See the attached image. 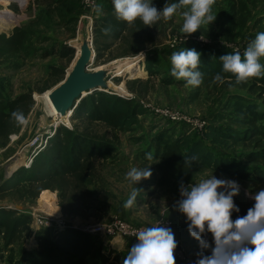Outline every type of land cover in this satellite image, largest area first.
I'll use <instances>...</instances> for the list:
<instances>
[{
    "label": "rangeland",
    "instance_id": "1",
    "mask_svg": "<svg viewBox=\"0 0 264 264\" xmlns=\"http://www.w3.org/2000/svg\"><path fill=\"white\" fill-rule=\"evenodd\" d=\"M5 1L0 0V35L8 37L15 27L26 28L28 34L20 50L13 53L0 52V100L13 99L23 92L30 91L34 102L26 115L27 124L10 134L8 142L3 147L0 146V176H4L14 159L21 155L25 162L8 173L9 176L4 178V181L16 171L18 172L22 166L27 165L30 158L45 145L46 137L52 129L54 130V127L64 125L72 128L75 125V118L71 115H68V124L53 125L52 119L45 114L53 106L52 103L44 104L36 98L37 95L50 89L46 90L44 87L50 79L49 73L52 66L62 68L64 77L76 61L71 64L75 53L69 61L67 57L60 55L65 51L63 46L73 49V52L76 49L79 55L84 48H87L90 56L87 70L102 73L105 79V86L98 89L119 97L132 94V98L141 105L143 113L126 131H110L101 125L93 126L94 130L99 131L100 134L105 133L108 138L112 135L117 137L115 153L99 167L100 178L98 179L101 180L97 181V179L93 184H89V188L94 193V200L84 208L86 210L82 217L66 216L59 206V215L51 216L52 218L61 216L75 226L102 222L116 214L123 216L129 223L144 226H153L159 220L170 219L172 220L171 229L180 249L177 257L181 262L179 264H191L200 249L197 242L188 235L184 217L174 207L175 202L180 198L178 182L182 180L187 185L208 178L211 174L217 178L232 179L239 184V194L233 197L234 203L246 208L250 206L251 201L245 193L254 188L252 178L256 177V169L264 170V162L253 161L248 157L254 152L264 155V143L257 148L250 144V141L215 145L203 134L207 126L221 125L235 129V132L238 131L246 138L249 137L251 128L243 122L247 118H243L236 109L237 98H240V103L245 104V107L254 106V110L262 117L255 122V125L256 127L264 126V85L259 86L255 83L253 85L250 80L236 85H227V81L215 84L210 76H204L200 86L191 88L186 86L183 80L178 81L169 75L170 55L184 47L198 49L199 45L216 46L217 49L225 47L230 51L239 50L242 53L249 40L254 38L257 32L264 31V0H215L212 6V12L216 14L215 20L208 26L202 25L187 39H183V34L179 31L182 24L181 13L184 9H177L169 20L158 21L153 31V43L147 42L146 48L137 55L126 58L118 55L104 63L91 62L92 50L84 42L87 39L88 22L85 19L86 11L82 0ZM106 1L100 0L98 5H103ZM153 2L159 10L165 0H153ZM168 2H174V0H168ZM4 9L14 16L7 15ZM97 15L94 11L93 20ZM154 42L158 44L154 45ZM167 46L171 48L167 49ZM118 51L119 47L115 46L105 53L109 56L117 55ZM160 51L166 52L164 57ZM151 54L160 56L154 66V71L157 73L154 90L145 95H134L128 91L126 81L147 79L145 60ZM127 60L133 61L132 64L139 63L142 72L124 73L125 69L120 64ZM261 63H264V59ZM104 64L107 65L97 67ZM167 112L169 117L161 116L162 113ZM158 132H163L168 137L183 134L188 135L192 141L199 140L205 149L218 157L228 159L232 165L231 171L235 174H222L200 165L186 174L173 175L166 179L164 185H159L160 173L155 168V160L145 159L146 152L151 153L152 157L155 153V148L158 146L156 142ZM34 159L32 158L33 161ZM132 167H147L151 175L134 185L141 191L134 204L125 209L122 206L123 202L133 187L125 179V173ZM51 191L57 194L55 190ZM55 201L58 205L57 195ZM5 206L10 207L6 210H14L15 215H29V227H31L33 213L42 215L44 213L42 210L47 206L49 211L48 203H40L37 198L31 201H20L16 193L11 190L6 197L0 198V208L4 209ZM206 238L211 242L210 234ZM27 240H24L22 246L32 253L36 248L37 240L30 242V237ZM134 242L135 240L124 239L117 243H111V241L102 243L106 249L103 253L107 255L110 251L109 260L113 261V264H121L128 248ZM0 247V264H7L10 256H12V262L20 258L21 250L17 244L5 248L0 242Z\"/></svg>",
    "mask_w": 264,
    "mask_h": 264
},
{
    "label": "trees",
    "instance_id": "2",
    "mask_svg": "<svg viewBox=\"0 0 264 264\" xmlns=\"http://www.w3.org/2000/svg\"><path fill=\"white\" fill-rule=\"evenodd\" d=\"M50 1L58 2L59 0ZM99 1H97L96 6H99ZM99 7L102 14L94 18L92 26V45L95 51L93 61L104 63L118 55L125 58L135 56L146 48L147 42L153 43V31L158 22L148 27L143 26L137 20L132 26H128L125 22L115 19L111 0H107ZM4 10L10 17L14 16L10 11ZM12 10L16 9L12 8ZM104 27L110 28L107 34L101 31ZM27 34L26 28L15 27L8 37L0 35V52L13 53L20 50L25 44ZM157 44L154 42V45ZM115 46L119 47L117 55L109 56L105 53ZM197 47L196 50L200 52L201 60L199 69L204 73V76L211 78L220 71L219 56L232 52L225 47L219 49L216 46L207 45ZM62 48L65 51L61 52L60 55L67 57L68 61L75 53L73 61H71L72 64L79 53L75 48V52L66 46ZM169 48L171 47L167 49ZM160 52L164 57L166 52ZM158 59L160 56L158 57L157 54H151L147 57L145 60L147 79L138 78L126 81L128 91L141 96L154 90V80L157 77L154 66ZM132 63L133 61L127 60L120 64L125 69L124 73H141L140 64ZM105 65L107 64L97 67ZM49 75L50 79L44 87L46 90L63 79V70L52 66ZM224 75L227 85H236L234 78L229 79L227 78L229 74ZM249 80L253 85L254 83L259 84V86L264 85V76ZM237 100L236 109L243 118H247L243 122L251 128L249 137L246 138L238 131L235 132V129L221 125L207 126L203 134L204 137L215 145H223L226 142L246 143L250 141V144L256 148L261 147L264 143V126L256 127L255 122L262 117L254 110L253 105L245 107V104L240 103V98ZM33 102L30 91L23 92L13 99L0 100L1 147L8 142L9 135L16 132L20 127L10 118L11 111L20 110L26 117ZM142 110L141 105L134 98H123L99 90L86 94L79 100L72 114L70 113L71 117L75 118V125L72 128L64 125L55 127L54 133L47 138L45 145L34 156L35 159L33 157L32 164L29 167L22 166L18 172L13 173L9 179L0 185L2 192L0 198L6 197L11 190L16 193L20 201H31L37 198L40 203H48L49 211L54 215H59V206L64 215L80 217L86 210L84 208L94 200V193L89 188V184H93L100 178L99 167L116 151V135L108 138L105 133L100 134L99 131L94 130L93 126L99 127L98 125H101L110 131H126L137 122V117L143 113ZM156 142L158 146L155 148L153 160L156 162V170L160 173L159 185H164L166 179L173 175L186 174L200 165L222 174H235L231 171L232 165L228 159L216 156L213 152L205 149L199 140L192 141L188 135L179 134L168 137L165 133L158 132ZM192 154L198 156V162L193 163L190 169L184 168L182 157ZM248 158L253 161L264 162V155L258 152L251 153ZM24 162L25 160L22 163ZM252 183L254 188L264 185V170L256 169V177L252 178ZM94 186L97 190L96 185ZM49 189L55 190L57 194ZM56 195L58 205L55 201ZM51 206L53 207L50 210ZM237 206L240 211L233 213L232 219L237 215H244L247 209L240 205ZM31 233L29 215H15L14 210L0 208V242L5 248L17 244L21 250L20 258L12 262V256H10L7 264H113V261L109 260L108 257L110 251L107 255L103 253V250L106 252V249L96 236L72 228L57 233L42 228L35 233L37 241L34 252L29 253L22 245ZM179 260L175 257L176 264L181 263Z\"/></svg>",
    "mask_w": 264,
    "mask_h": 264
},
{
    "label": "clouds",
    "instance_id": "3",
    "mask_svg": "<svg viewBox=\"0 0 264 264\" xmlns=\"http://www.w3.org/2000/svg\"><path fill=\"white\" fill-rule=\"evenodd\" d=\"M111 3L115 19L128 26L138 20L143 26L151 27L158 21L169 20L177 9H184L179 29L183 39L202 25H210L216 18L212 12L215 0H165L159 10L153 0H111ZM95 12L102 14L99 6L95 7ZM101 31L107 34L110 28L104 27ZM262 59L264 31L257 32L242 53L234 50L219 56L221 68L213 75L212 82L224 83V74H229V79L234 78L236 84L264 76ZM169 62L170 76L178 81L183 80L191 88L202 84L204 73L199 69L200 52L195 48L184 47L172 52ZM10 118L19 126L27 124L20 110L11 111ZM52 134L46 137L45 142ZM145 159L152 160V154L146 152ZM182 160L184 168L190 169L193 163L198 162V156L185 155ZM150 175L147 167H132L125 173V179L133 186L123 202L125 209L134 204L141 191L134 185ZM178 192L180 198L174 207L184 217L186 231L200 249L191 264H264V185L246 191L251 204L244 215H237L234 219L231 218L232 214L240 211L233 201V197L239 194V184L235 180L217 178L212 174L187 185L181 180L178 182ZM209 234L211 242L206 238ZM134 238L135 242L128 248L121 264H175L177 241L170 227L158 222L136 230Z\"/></svg>",
    "mask_w": 264,
    "mask_h": 264
},
{
    "label": "built area",
    "instance_id": "4",
    "mask_svg": "<svg viewBox=\"0 0 264 264\" xmlns=\"http://www.w3.org/2000/svg\"><path fill=\"white\" fill-rule=\"evenodd\" d=\"M98 0H82V4L85 9V19H87V28L88 32L90 34V38L92 39V20H93V13L95 11V7L97 5ZM123 98H132V94H128L126 96H122ZM159 112V111H156ZM161 113V112H160ZM167 113H162L161 116H168ZM171 118V117H170ZM172 119V118H171ZM32 158H30L29 163L25 165L24 167H29L30 163L32 161ZM6 207V206H5ZM10 208V207H6ZM45 214V213H43ZM41 215V214H32V223H31V229L32 233L30 235V242L35 239V233L40 230V228H46L53 233H57L59 231H62L64 229H77L79 231L85 232L87 234H90L92 236H96L102 243H109V241L114 242V239L117 238L119 241L125 240H135L134 238V232L136 230H139L143 227H146L144 225H137L133 223H129L125 218L119 216V215H114L113 217L102 221L98 223H86V224H81L79 226H75L72 223H68L66 220L62 219L61 216L59 218H52L51 215ZM63 215V214H62ZM158 222H162V224L166 227H172V220L170 219H165V220H159ZM154 224V225H155ZM27 240V239H26ZM28 241V240H27ZM36 245V243H35ZM179 245L174 249V257H178L179 254ZM179 259V258H177Z\"/></svg>",
    "mask_w": 264,
    "mask_h": 264
},
{
    "label": "water",
    "instance_id": "5",
    "mask_svg": "<svg viewBox=\"0 0 264 264\" xmlns=\"http://www.w3.org/2000/svg\"><path fill=\"white\" fill-rule=\"evenodd\" d=\"M86 29L87 39L84 42L92 50V62L95 57V51L92 46V39L90 38L88 28ZM89 60L90 56L88 49L84 48L74 62L70 71L65 74L62 80L50 89V102L60 115L65 114L69 110V112L72 113L79 100L87 93H91L96 90L104 91L103 89H98L99 87L105 86V79L102 76V73L95 71L90 72L87 70ZM113 76L114 75H112V77ZM84 92L86 94H84ZM8 176L9 175L5 174L0 177V185L3 183L4 178H7Z\"/></svg>",
    "mask_w": 264,
    "mask_h": 264
},
{
    "label": "bare ground",
    "instance_id": "6",
    "mask_svg": "<svg viewBox=\"0 0 264 264\" xmlns=\"http://www.w3.org/2000/svg\"><path fill=\"white\" fill-rule=\"evenodd\" d=\"M9 0H6L5 2H8ZM51 89V88H50ZM50 89L48 90V91H46V92H43L42 94H39V95H37V98H36V100L37 101H41V102H43L44 104L46 103V102H50V99H49V93H50ZM46 107V106H45ZM70 111V110H69ZM69 111H67L65 114H63V115H60L57 111H56V109L52 106L51 108H49L47 111H46V115L47 116H49L51 119H52V124L53 125H57L58 123L59 124H65V123H67L68 124V115H71L70 114V112ZM50 133H54V130L52 129L51 131H50ZM23 155H21L19 158H17V159H14V161L11 163V165L9 166V168H8V171H7V173H6V175H9L8 173H10V172H12V170L14 169V168H16L17 167V165H19V164H21L22 162H23V157H22ZM25 160V159H24ZM42 211H44V213H46L47 215H54V214H52V212L51 211H48V210H45V209H43ZM114 242H120L119 241V239H117V238H115L114 239Z\"/></svg>",
    "mask_w": 264,
    "mask_h": 264
},
{
    "label": "crops",
    "instance_id": "7",
    "mask_svg": "<svg viewBox=\"0 0 264 264\" xmlns=\"http://www.w3.org/2000/svg\"><path fill=\"white\" fill-rule=\"evenodd\" d=\"M47 208H48V206H47V207H45L44 209H45V210H48Z\"/></svg>",
    "mask_w": 264,
    "mask_h": 264
}]
</instances>
